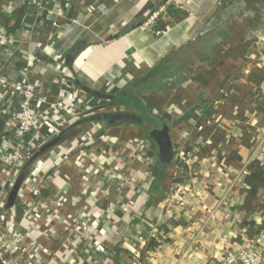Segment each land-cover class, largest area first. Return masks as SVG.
I'll list each match as a JSON object with an SVG mask.
<instances>
[{
  "label": "crops",
  "instance_id": "obj_1",
  "mask_svg": "<svg viewBox=\"0 0 264 264\" xmlns=\"http://www.w3.org/2000/svg\"><path fill=\"white\" fill-rule=\"evenodd\" d=\"M168 2L186 15L173 20ZM153 10L168 17L142 27ZM0 25L7 32L0 71L14 82L39 83L35 109L54 99L57 79L84 92L137 83L133 92L169 119L176 147L173 163L160 167L158 147L142 127L81 122L84 112L61 121L50 141L74 128L71 138L28 158L13 200L21 175L11 183L0 168V189L9 190L0 223L27 234L21 246L35 250L39 264H66L80 243L85 253L77 264H135L139 254L143 264H216L225 249L236 252L250 238L264 251V196L255 199L245 182L250 169L264 171V0H0ZM0 94V145L11 150L21 98L1 85ZM40 129L48 133L52 125ZM189 151V163L177 169L180 153ZM40 173L34 199L58 195L62 205L33 222L35 200L21 192ZM74 217L80 233L64 229ZM172 219L185 225L166 233L161 225ZM152 238L156 247L143 251Z\"/></svg>",
  "mask_w": 264,
  "mask_h": 264
},
{
  "label": "built area",
  "instance_id": "obj_2",
  "mask_svg": "<svg viewBox=\"0 0 264 264\" xmlns=\"http://www.w3.org/2000/svg\"><path fill=\"white\" fill-rule=\"evenodd\" d=\"M160 16L163 18L168 17L164 10L153 12L143 23L142 27L148 26L152 21L156 20ZM6 38V27L4 25H0V43L4 42ZM28 72L29 67L26 66L23 69V73ZM71 83L72 82L69 80L57 79L55 81V84L57 85V92L55 93L54 99L47 100V106L45 108L35 109L34 103L38 101L41 102L38 97L39 83L14 82L0 71V85L5 89H9L18 94L21 98V108L13 113V121L16 130V139L13 143V147L10 150L8 147L0 145V168L6 176V179L11 183H14V176H16V174L19 175L20 168L24 165L28 158L33 156L44 143L49 142L54 135L58 134V124L60 125L61 121L72 119L74 117H80L84 112L91 109L93 96L87 92L73 89V85ZM43 102L46 101L43 100ZM43 125H52L51 132L43 133L40 129ZM41 137L42 140H40ZM133 143L139 149V152L143 153L146 151L145 144H143L141 140H134ZM180 154V158H182V160L187 164L193 156L190 151L181 152ZM144 159L147 166L150 167L151 163L148 157L145 156ZM31 181H34V183H31L22 189L21 195L24 200L27 198L34 199L40 197L41 195V173L33 175ZM104 190L103 196L106 198L109 197V190ZM8 192V188L6 189L3 187L0 189V202H4L6 200ZM61 205L62 200L58 197V195L45 198L40 201L35 200L34 206L30 207L32 221L36 222L37 220H40L42 216L52 213L53 211H58ZM79 222L80 220L75 217L68 219L65 223V231L74 233L73 231L77 230V232L80 233L82 227ZM7 226L8 225L4 222L0 223V238L2 242L0 257L4 260V262L6 264H39L35 250H28L27 248L23 249L21 246L25 241L27 234L17 228L10 233L7 230ZM219 240L224 244L227 242L228 237L224 234L220 236ZM76 244V242L73 243L74 246ZM95 247L100 252L104 253L106 251V247L103 244L95 243ZM83 253H85V245H81L80 243V245H77L75 250L72 252V259L66 264H77V262L82 258ZM135 264H143L142 256L140 254L137 256ZM216 264H264V251L259 249V241L257 239L250 238L236 252L225 249L222 256H220L218 261H216Z\"/></svg>",
  "mask_w": 264,
  "mask_h": 264
},
{
  "label": "trees",
  "instance_id": "obj_3",
  "mask_svg": "<svg viewBox=\"0 0 264 264\" xmlns=\"http://www.w3.org/2000/svg\"><path fill=\"white\" fill-rule=\"evenodd\" d=\"M165 5L167 8V14H169L170 17L172 16L173 20L177 21L186 15V12L184 10L176 8L172 2H168ZM158 68L159 67H156L152 71V73H155L157 70H159ZM152 73H147L146 77H149L150 75H152ZM75 82L77 85L81 86L79 81ZM136 85L137 83L135 84L131 82L128 83L125 87L112 92L104 91L100 88H86L85 90L88 92V94L93 96V102L91 109L86 111V117L81 119V122H88L91 120L103 121L108 127H113L121 124H135L143 128L144 134L148 139H151L149 137V131L152 128L160 127L163 124H168L170 126V121L164 115L161 106H159L148 97L141 98L133 92V88ZM120 107H123L124 109L121 108L117 110ZM73 129L74 128L70 130L62 129L59 134L58 142L63 143L65 140L71 138V136L75 132L73 131ZM56 144L57 143H53L49 148H52V146ZM35 154V158L42 155L38 153L36 155ZM32 157L33 156H31V160L34 159H32ZM159 164L160 167H165L162 165L160 160ZM29 165V163L25 165L23 170L20 172L21 176H19V178L17 179V181L19 180L20 183L19 186L22 185ZM185 167L186 165L184 161L177 163V169L181 170ZM159 173H161V170L159 171L158 167L156 170V175H159ZM245 182L252 188L254 198L257 200H261L264 196V171H255L253 169H250L246 174ZM169 225L175 227L177 225H185V222L182 219L178 221L173 219L168 220L166 223L161 225V229L165 230V232L168 233L170 230ZM156 244L157 243L155 239H149L145 244L143 251L153 250L156 247Z\"/></svg>",
  "mask_w": 264,
  "mask_h": 264
},
{
  "label": "water",
  "instance_id": "obj_4",
  "mask_svg": "<svg viewBox=\"0 0 264 264\" xmlns=\"http://www.w3.org/2000/svg\"><path fill=\"white\" fill-rule=\"evenodd\" d=\"M86 88L88 87H85V89ZM149 137L151 138V140L155 142V144L158 147V156L162 165L165 167L170 166L173 163L174 157L176 155V147L172 141V137L170 134V126L168 124H163L160 127L152 128L149 131ZM58 138L59 136H57L55 140L53 139L52 141H49L47 144L40 147L36 152V154L37 153L42 154L43 152H45L47 148H49L53 143L58 141ZM35 157L36 156L33 155L32 159ZM19 184L20 183L18 180L12 188L11 191L12 200L16 198L18 189L20 188Z\"/></svg>",
  "mask_w": 264,
  "mask_h": 264
}]
</instances>
